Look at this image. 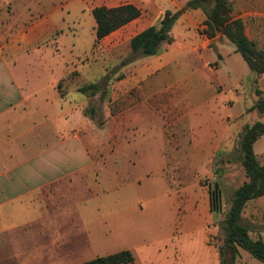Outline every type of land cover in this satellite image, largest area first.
<instances>
[{
  "label": "rangeland",
  "instance_id": "1",
  "mask_svg": "<svg viewBox=\"0 0 264 264\" xmlns=\"http://www.w3.org/2000/svg\"><path fill=\"white\" fill-rule=\"evenodd\" d=\"M229 1L232 16L244 21L249 40L264 50V0ZM9 4L0 0V15H28L26 8ZM30 10L34 16L47 15L57 32L46 39L50 64L55 69L75 68L80 86L98 83L86 116L95 124L106 123L95 129L87 126L91 167L80 176L83 183L76 178L58 180L59 174L54 182L44 183L48 190L69 184L70 199H38L36 192H28L33 188L30 184L0 194V264H76L126 246L135 250L131 251L135 264H145V255L160 258L159 264H165V258H176L179 264H219L224 235L221 223L236 188L246 181L239 164L240 135L245 127L264 123V114L252 108L257 93L264 98V75L252 73L223 37L216 36L205 48L198 44L199 52L194 53L175 27L174 43L160 48L169 51L172 61L145 78L140 94L163 98L168 110L181 117L178 128H168L151 110L149 118L136 120L117 141L112 137L110 119L104 116L111 111L112 82L125 79L128 73L122 69L126 71L129 63L136 62H130L129 38L148 23L137 25L121 42L111 43L109 37L94 45V20L86 6L55 1ZM203 29L194 35L203 36ZM122 107H126L125 100ZM214 127L223 132L224 145L206 151L211 136L204 138L205 130ZM192 132L206 149L194 153L191 146H183L176 152L175 138L179 143L191 142ZM93 142L101 151H94ZM254 153L264 166V136L254 144ZM194 154L200 157L198 162L193 161ZM66 158L76 165L86 162L77 154L55 153L56 161ZM215 188L219 208L211 211L209 192ZM78 192L85 198H74ZM128 210L137 215L126 226L119 213ZM241 222L252 238L264 242V197L245 206ZM144 233L155 242L148 248L139 247L136 241ZM143 250L148 251L140 254ZM234 264L263 263L239 249Z\"/></svg>",
  "mask_w": 264,
  "mask_h": 264
},
{
  "label": "crops",
  "instance_id": "2",
  "mask_svg": "<svg viewBox=\"0 0 264 264\" xmlns=\"http://www.w3.org/2000/svg\"><path fill=\"white\" fill-rule=\"evenodd\" d=\"M55 1L64 2L65 5L74 2L83 7L86 6L90 14L94 8L98 7L108 9L124 5L136 7L140 11L137 19L99 41L111 37V43L121 42L123 38H126L125 35H128L137 25L143 22L148 23L147 27L133 34L129 38L131 40L138 33L156 25L166 10L173 12L180 10L188 2L183 0H8L10 7L26 8L28 15H18L12 18L0 15V194L7 188L30 184L33 188L28 192H36L38 199L52 202L58 199H70L68 192L70 186L66 184L58 190L54 188L48 190L44 183L54 182L56 174L61 175L58 180L69 179L71 181V178H76L83 183L80 176L86 173L87 167H91L87 162V160L90 161L86 144L87 126L95 129V126L101 128L106 123L101 121L95 124L91 118L86 116L88 102L95 97L97 90L92 94V91L81 93L80 89L95 83L80 86L77 83L79 74L75 68L55 69L49 62L47 56L49 51L46 48L49 40L46 39L57 32H54L55 29L52 28L54 25L47 15L34 16L30 9L42 5L47 7ZM145 1L150 4L146 5ZM161 7L164 8L163 11L156 10ZM204 21L205 16L201 10H190L183 13L173 27V29L177 27L178 34L181 33L182 36L184 34V39L191 46L189 49L194 53L199 52L198 44L201 48H205L213 40L207 39L204 35L200 37L194 35V31L204 28ZM173 29L170 44L174 43ZM177 50L181 48L178 47ZM145 60L148 62L142 63L143 59H138L136 62L129 63L126 71L125 69L121 71L128 73L126 78L112 82V92L109 97L111 111H107L104 116L110 119L108 122L111 123L112 137H116L117 141L120 139V133L129 129L136 120L149 118L151 110L156 113V116L166 121L168 128L177 129L181 120V117H176L171 109L168 110L167 102H164L163 98L157 97L156 99L151 95L140 94L145 78L170 64L172 59L169 51L162 48L158 55L145 58ZM131 92L134 96L130 95ZM123 100L126 102L124 108L122 107ZM161 107L162 110H159ZM205 132L204 138L211 136L209 142L207 141L206 151L222 148L224 145L223 132L216 127L207 128ZM198 138V134L194 132L191 133V142L187 140L186 143H179L175 138L173 141L175 151L183 149V146H191L190 150L194 153L203 151L201 149L206 148L202 147L204 145L199 143ZM94 144V151H101V147L96 142ZM113 147L116 148V146ZM58 150L70 155L77 154L86 162L76 165V161L68 158L56 161L55 153ZM127 151H131V148ZM192 157L193 161H199L200 157L195 154ZM164 161L163 159L161 162ZM80 194L81 192H78L74 198L84 199L85 197H80ZM206 212L204 209V213ZM132 213H134L132 210L119 213L122 214V223L126 226L129 220L136 219L137 214ZM136 241L140 244L139 247L143 248H148L155 243L150 242L151 237L148 233L136 237ZM124 250L135 251L132 247L126 246L119 252ZM147 251L143 250L139 253ZM159 251L158 249L157 252ZM143 259L145 264H159L158 259L160 258L145 255ZM135 262L134 258L133 264ZM164 262L165 264H179L176 258H165Z\"/></svg>",
  "mask_w": 264,
  "mask_h": 264
},
{
  "label": "trees",
  "instance_id": "3",
  "mask_svg": "<svg viewBox=\"0 0 264 264\" xmlns=\"http://www.w3.org/2000/svg\"><path fill=\"white\" fill-rule=\"evenodd\" d=\"M190 10H201L205 16L203 35L212 40L216 36L223 37L234 47L256 76L264 75V50L258 49L245 33V24L241 18L232 16L229 0H190L177 11L166 10L161 20L135 35L129 41L130 54L135 60L156 56L162 44L172 42L171 31L180 16ZM95 27V40H100L130 23L140 16V11L132 5L116 8L98 7L91 11ZM97 90V85L90 84L80 89L81 93ZM257 93L253 105L260 115L264 114V98ZM264 136V123L255 122L245 127L239 140V164L244 171L246 181L238 186L231 199L229 210L221 223L224 231L222 245L218 249L219 264H234L238 250L242 249L264 264V242L261 238H252L247 226L242 224L241 216L249 201L264 196V166L260 165L254 153V144ZM210 210L219 208L217 188L209 192ZM134 257L128 250L97 257L80 264H133Z\"/></svg>",
  "mask_w": 264,
  "mask_h": 264
}]
</instances>
